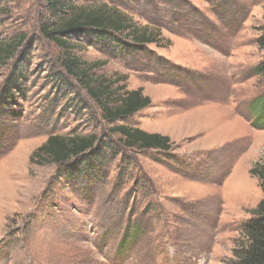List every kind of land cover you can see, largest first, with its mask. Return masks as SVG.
I'll use <instances>...</instances> for the list:
<instances>
[{"label": "rangeland", "instance_id": "rangeland-1", "mask_svg": "<svg viewBox=\"0 0 264 264\" xmlns=\"http://www.w3.org/2000/svg\"><path fill=\"white\" fill-rule=\"evenodd\" d=\"M67 2L106 4L159 37L133 51L127 32L117 38L123 50L57 34L75 44L63 47L41 29L54 21L46 0H0V42L23 41L0 68V264H235L240 224L264 197L249 173L264 161V129L251 124L264 92L252 73L264 55V0ZM66 55L94 65L89 76L142 88L149 106L115 124L168 136L170 152L108 160L94 186L95 176L31 163L51 134L103 135L110 125L74 80V92H59L54 76ZM19 76L21 91L5 99ZM76 96L82 111L67 106ZM136 221L134 240L127 234Z\"/></svg>", "mask_w": 264, "mask_h": 264}, {"label": "trees", "instance_id": "trees-1", "mask_svg": "<svg viewBox=\"0 0 264 264\" xmlns=\"http://www.w3.org/2000/svg\"><path fill=\"white\" fill-rule=\"evenodd\" d=\"M67 1L46 0L47 10L53 16L54 21H52V28L46 29L47 24L42 23L41 29L58 45L63 47L75 45L66 44L67 41L57 36V34L68 33H82L86 35V38L100 37L99 40L110 44L117 42L118 48L123 50L126 43H119L117 38L121 37L123 32H127L136 43L132 45L133 51L134 47L156 43L158 40L159 35L133 26L127 15L106 4L77 6ZM22 42L21 37L18 36L9 42H0V68L6 66L10 59L15 58L14 54ZM257 42L259 49L264 52V29ZM22 63H25V60L22 59ZM93 66L66 55L61 61L63 73L59 72V75H55L54 81L58 84L59 92L67 94L74 92L76 86L71 81L74 80L77 87L85 92L92 102L99 117L110 124L109 127H106L103 135L97 132L70 135L51 134L29 156L31 163L57 165L60 167L57 173H62L66 177L69 175L83 179L84 176H95L90 181L92 186L103 180L99 172L103 171L108 160L117 157L123 163L124 160H131V152L167 154L172 147L171 140L166 135L147 132L127 124H115L116 121L125 120L149 106L150 97L142 93V88L125 90L124 84L119 85L121 78L110 79L103 75L89 76L88 72ZM252 71L253 75L264 79V55ZM20 78L21 76L9 80L11 84L6 89L5 99L21 91L20 87L24 82L20 81ZM83 101L82 97L79 99L76 96L74 101L67 103V106H74L82 111V107L87 105ZM253 103H258L259 109L253 116L251 124L258 129H264V92L252 102V105ZM249 173L258 179L264 192V161L256 162L250 168ZM252 213L249 219L240 224L242 239L234 250L235 264H264V197ZM134 223L133 229H130V234L127 235L135 240L142 231V223L137 221ZM120 244L118 251H122L123 247L125 249L128 242L123 240Z\"/></svg>", "mask_w": 264, "mask_h": 264}]
</instances>
